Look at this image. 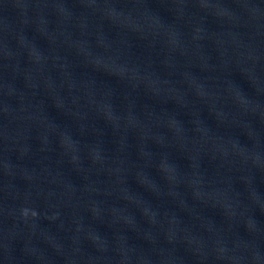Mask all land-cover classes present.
<instances>
[{
  "label": "water",
  "instance_id": "obj_1",
  "mask_svg": "<svg viewBox=\"0 0 264 264\" xmlns=\"http://www.w3.org/2000/svg\"><path fill=\"white\" fill-rule=\"evenodd\" d=\"M0 264H264V0H0Z\"/></svg>",
  "mask_w": 264,
  "mask_h": 264
}]
</instances>
